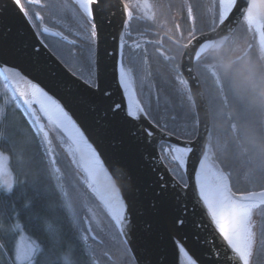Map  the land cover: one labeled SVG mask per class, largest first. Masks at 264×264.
<instances>
[{
    "label": "snow or ice",
    "instance_id": "1",
    "mask_svg": "<svg viewBox=\"0 0 264 264\" xmlns=\"http://www.w3.org/2000/svg\"><path fill=\"white\" fill-rule=\"evenodd\" d=\"M25 2L29 5L36 4L44 7L41 0H25ZM8 3L14 9L19 6L18 10L33 27H36L29 11L25 10L24 5L21 4V0H8ZM74 3L84 14L79 24L81 31L76 33L79 39L69 40L60 31L50 32L49 27L43 24L44 18L40 12H35L34 16L41 22L42 34L59 37L57 44L67 42L70 54L79 48L77 58L86 59L90 68L92 45L98 36L94 16L103 10L105 0H74ZM259 5L258 0H215L213 16L210 22H206L211 35L201 32V35L196 37L193 32L188 43L180 45L177 42L183 50L180 55L187 56L190 63L195 61L189 72L195 73L196 83L201 90L194 97L189 90V80L181 77L180 65L176 63V58L165 57L172 76L168 79L165 75L161 79L171 88V91L164 97L163 109L159 99L156 104L157 111H163L165 116L172 112L170 119L173 129L166 132L168 136L173 135L181 125L193 129L189 135H198L199 127L203 124L207 134V147L203 142L200 143V153L197 156L199 170L193 168V171L201 207L206 209L205 215L230 249V254L225 252L223 255V264H233V261L238 264H251L257 241L254 215L264 217V190L233 191L230 170L233 161L241 160L249 167L252 179H264V0H259ZM121 6L123 14L131 18L132 12L127 0H123ZM49 7L54 12L65 14L72 11L67 0L54 2ZM188 15L193 18L191 7L188 8ZM233 16L236 17L235 24H233ZM241 21L245 26V32H251L254 37L259 38L261 62H254L252 58L238 54L246 46L242 43L244 36L236 27ZM221 31H226L228 35L222 40L212 39ZM226 43L231 45L230 52L234 55L223 53ZM120 47L123 49L125 45L121 44ZM85 50L87 56H85ZM205 52L223 54L211 56L213 62L204 64L202 53ZM140 56L145 58L147 53L141 51ZM142 62H144L143 59ZM128 75L130 72L126 73L121 66L120 83L124 87L128 86V80L125 79ZM0 78L12 87L13 98L21 101L25 110L31 115L32 123L37 126L42 142L51 145L52 141L49 139L51 130L63 132L71 142L73 155H79L81 166L89 178L99 184V173L103 171V164L95 150L88 145L83 132L76 127L61 104L37 84L26 79L15 68L0 66ZM100 96L104 99L108 98L104 96L103 91ZM149 97H151V85H149ZM134 106L136 111H132L130 106L129 116L139 119L138 114L147 115L139 101H136ZM119 107L120 105L116 104V108ZM198 109L203 111V120L200 118ZM107 110L112 111V105H109ZM42 119H46L47 124L42 123ZM166 128L167 125L160 130L163 132ZM81 145L87 146L90 151L85 153ZM161 147L162 151H168ZM195 147L192 139L187 140L183 147L172 146L171 161L177 163L180 168L185 167L189 162V154H196ZM52 162L55 163V157ZM226 169L229 170L226 171ZM56 171L59 172V168ZM183 187L187 188V183ZM161 193L164 196L177 194L175 189L163 188ZM100 199L109 210V216L118 225L129 229L133 227L131 224H126L128 217L116 190L106 186ZM121 234L128 235L123 231ZM260 241L264 245V227L261 228ZM183 252L184 250L181 249V253Z\"/></svg>",
    "mask_w": 264,
    "mask_h": 264
},
{
    "label": "water",
    "instance_id": "2",
    "mask_svg": "<svg viewBox=\"0 0 264 264\" xmlns=\"http://www.w3.org/2000/svg\"><path fill=\"white\" fill-rule=\"evenodd\" d=\"M121 5L122 0H105L103 10L94 16L98 36L94 43L91 83L69 70L45 45L38 34V31L41 32L40 21L36 20V30L18 10L19 6L14 9L9 6L8 0H0V66L15 68L37 84L61 104L83 132L111 179L112 184L104 180L103 190L107 186L118 192L128 217L126 224L133 225L131 229L122 227L110 216L135 264H184L181 249L195 264H223V255L225 252L230 254V249L205 215L206 209L201 207L193 171V168L197 170L199 163L200 143L207 147L203 124L198 135L190 138L196 145V154L190 153L188 164L182 168L188 185L184 188L185 183L173 175L165 161L173 162L170 159L171 145L183 147L189 139L166 135L167 131L162 132L147 115L138 114L139 119L128 115L127 102L118 80V68L123 66L120 45H127L125 36L130 33L125 30L127 15L123 14ZM235 21L233 16V24ZM48 27L50 32H62ZM204 33L211 35L210 30ZM226 35V31H221L212 39L222 40ZM257 41L259 43L258 37ZM250 46L239 55L244 56ZM193 63L187 56L180 55L181 77L189 80V90L195 97L201 88L196 83L195 73L189 72ZM8 87L13 93L12 87ZM102 91L107 99L100 96ZM16 101L37 131L22 102ZM116 104L120 105L118 109ZM109 105H112V111L107 110ZM198 112L203 120V111L198 109ZM41 122L44 123L43 119ZM49 139L51 145L43 144L55 179L66 195L64 174L56 161L50 133ZM160 145L168 151H162ZM53 157L55 163L52 162ZM162 188L175 189L177 194L164 196ZM261 190L264 188L252 191ZM83 220L86 228L83 236L91 246L90 239L97 237L89 220L85 216ZM122 231L128 235H122ZM92 259L94 264H99L95 255ZM233 264L238 262L233 261Z\"/></svg>",
    "mask_w": 264,
    "mask_h": 264
},
{
    "label": "trees",
    "instance_id": "3",
    "mask_svg": "<svg viewBox=\"0 0 264 264\" xmlns=\"http://www.w3.org/2000/svg\"><path fill=\"white\" fill-rule=\"evenodd\" d=\"M54 2H60V0H41L44 7L36 4L29 5L25 0H21L25 10L29 11L32 16L36 30H38V23L34 13L40 12L46 25L58 28L71 39H79L76 33L81 31L79 24L84 15L82 10L75 5L73 0H67L72 11L67 14L54 12L49 7ZM159 4H155L156 7L160 6ZM175 5L177 12H186L189 7L192 8V11L197 14L194 23L199 30L206 27V22H210L214 13L212 0H208L206 18L201 16V10L195 11L196 7L193 0H175ZM237 28L244 36L242 41L246 45L244 49L249 44L251 45L244 56L252 58L254 62H261V51L257 37H254L251 32H245L242 21ZM206 29L209 28L206 27ZM38 34L45 45L69 70L84 80L87 77L93 78L94 44L92 45L91 67L89 68L86 59L77 58L76 54L80 52L79 48L70 54L67 42L57 44L59 38L42 34L40 31ZM135 49L128 44L125 45L122 65L127 62L126 55L131 56L129 53ZM206 54L207 52L203 53L202 56L204 57ZM85 56H87L86 50ZM163 107L164 103L161 104V109ZM171 115V111L167 116L161 111L160 115L155 114L153 118L149 116L148 118L158 127L163 128L167 125L165 130L172 131ZM43 121L47 124L46 119ZM192 132L191 127L181 125L174 135L190 139L194 136L189 135ZM49 133L56 150V161L64 174L63 182L66 195L61 192L55 179L41 136L29 118L26 117L16 99L11 100L10 104L6 102L2 105L0 152L7 156V163L15 181L10 190H5L0 186V264H14L13 252L19 231V227L15 225L16 221L20 228L36 241L37 249L31 264H92L89 259L90 254H95L100 264H103L101 258L105 260L106 264H135L113 220L95 195L80 180L77 170L63 147V143L68 141L67 137L63 132L57 130H51ZM165 162L173 175L180 180L184 179L182 168L177 163ZM228 170L226 169V171ZM230 170L233 191L248 192L264 188V179H252L249 167L241 160L233 161ZM82 201L91 203L93 209L91 208L89 211L80 209L83 206ZM84 214L87 215L90 225H93V222L91 223L89 215L93 217L95 228L92 225L91 228L96 235L100 229H104L111 240H109L111 246H108L110 248H106L103 242L98 243L96 248L94 246L92 249L84 245L78 231L84 229L85 225L82 219ZM262 227H264V217L260 216L256 220L254 229L257 233V241L251 264H264V245L260 241ZM98 246H102V249H99ZM104 249H109L108 254L104 253Z\"/></svg>",
    "mask_w": 264,
    "mask_h": 264
},
{
    "label": "flooded vegetation",
    "instance_id": "4",
    "mask_svg": "<svg viewBox=\"0 0 264 264\" xmlns=\"http://www.w3.org/2000/svg\"><path fill=\"white\" fill-rule=\"evenodd\" d=\"M193 1L196 7L195 11L201 10V16L203 15L206 18L208 0ZM127 3L132 12V17L129 18L127 16L125 30H129L130 33L126 35L128 37H125V39L128 45L136 49L129 53L131 56L126 55L127 62L123 65V68L127 73L130 72L128 78L137 101L145 108L147 116L153 118L155 114H161V111H157L156 109L157 100L159 99L161 105L164 103V97L171 91V88L165 85L161 79L165 75L168 79H171L172 76L165 57L174 56L176 63L179 64L182 49L178 46L177 42L180 45L186 44L191 39L193 32L197 36L201 32H206L210 29L203 27L202 30H199L194 23L197 19V14L194 11H192L194 19L189 17L188 10L186 12H177L175 0H127ZM157 3L162 4L156 7ZM230 48L231 45L226 43L223 47V53L232 56L233 53L230 52ZM139 49L140 52L145 51L147 53L145 58L140 56ZM216 55H218L216 52H207L202 63H212L211 56ZM142 59L144 62H142ZM149 85H151V97H149ZM161 89L164 90L161 91ZM161 146L159 147L162 148ZM179 181L181 180L179 179ZM182 183H185V181ZM78 231L82 242L88 248L92 249L94 246L96 247L101 241V238L98 239L97 236V239L91 238L90 246L83 236L86 233L85 226L84 229H79ZM98 247L102 249V246ZM92 255L95 254H90L89 259L94 264ZM97 261L99 262L98 259ZM103 264H106V262H103Z\"/></svg>",
    "mask_w": 264,
    "mask_h": 264
},
{
    "label": "rangeland",
    "instance_id": "5",
    "mask_svg": "<svg viewBox=\"0 0 264 264\" xmlns=\"http://www.w3.org/2000/svg\"><path fill=\"white\" fill-rule=\"evenodd\" d=\"M93 56H94V52H93ZM85 79H86V81L93 83L92 77H87ZM3 81L4 80L2 78H0V115H1L2 105L6 102L10 104L11 100L14 99L13 93L10 91L8 85ZM172 146H174V145H171V147ZM63 147L66 150L67 154L69 155L70 160H71L74 168L77 170L80 180L87 187L86 177H85L84 173L82 172L81 168L77 165V163L75 161V156L73 155V149H72L71 142L69 139L67 142L63 143ZM14 181H15L14 176H13V174H12V172L8 166V163H7V156L4 153L0 152V186L2 188H4L5 190H10L14 184ZM181 181L184 182L185 179H181ZM82 205L83 206L80 207V209L83 208L85 211H86V209L89 211L92 208V204L89 202L82 201ZM82 216H85L88 219L87 215L84 214ZM259 218H260V215H258V214L254 215L255 221L258 220ZM82 219H83V217H82ZM89 219L91 220V223L93 222V225L92 224L91 225L95 228L93 217L89 215ZM15 225L17 227H19L18 228L19 231L17 233L14 252H13L14 264H31V262L33 260V256H34L36 249H37L36 241L32 238V236L25 233L20 228L19 223L17 221L15 222ZM94 234L96 235V233H94ZM96 236L98 237V239L101 238L100 243L103 242L104 245L106 246V248H110L108 246H111L110 245L111 240L106 235L104 229H100V232L98 231ZM95 244H97V243H95ZM95 251H96V249H95ZM108 251H109V249H107V250L104 249V253L108 254L107 253ZM101 261L105 263V260L103 258H101Z\"/></svg>",
    "mask_w": 264,
    "mask_h": 264
},
{
    "label": "bare ground",
    "instance_id": "6",
    "mask_svg": "<svg viewBox=\"0 0 264 264\" xmlns=\"http://www.w3.org/2000/svg\"><path fill=\"white\" fill-rule=\"evenodd\" d=\"M120 68H121V66H119V68H118V80H119V83H120ZM124 71H125V69H124ZM125 79L128 80V86L124 87V86L121 85V83H120V86H121V88L123 90L124 97H125V100L127 102V109L129 110V107L132 106V111H135V106L134 105H135V102H136V98H135L134 92L132 90L131 83H130V80H129L128 76H126ZM174 146H176V145H174ZM179 147H181V146H179ZM81 148H82V150L85 153L90 151V149L87 146H85V145H81ZM75 161H76L77 165L81 168L82 172L84 173V175L86 177V184H87L88 189L96 196V198L102 203L103 207L106 209L104 203L100 199V195L103 194V191H104L103 190V182H104V180H107L108 184H112L109 175L103 169V171H101L99 173V175H100V183L99 184L94 183L89 178V176H88L87 172L84 170V168L81 166L82 162L80 161V158H79L78 154L75 155ZM198 170H199V163L197 165V171ZM195 179H196V177H195ZM106 211L109 213L108 209H106ZM182 257H183V263L184 264H195L185 253H182Z\"/></svg>",
    "mask_w": 264,
    "mask_h": 264
},
{
    "label": "clouds",
    "instance_id": "7",
    "mask_svg": "<svg viewBox=\"0 0 264 264\" xmlns=\"http://www.w3.org/2000/svg\"><path fill=\"white\" fill-rule=\"evenodd\" d=\"M218 55H222V54H219V53H218Z\"/></svg>",
    "mask_w": 264,
    "mask_h": 264
}]
</instances>
